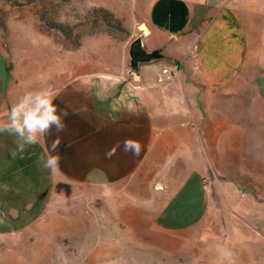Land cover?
Masks as SVG:
<instances>
[{
	"label": "rangeland",
	"instance_id": "1",
	"mask_svg": "<svg viewBox=\"0 0 264 264\" xmlns=\"http://www.w3.org/2000/svg\"><path fill=\"white\" fill-rule=\"evenodd\" d=\"M15 1L0 0V52L12 91L23 95L54 90L70 72L128 76L130 45L142 35L148 50L162 43L165 54L182 60V76L171 82L157 81L165 62L142 66L154 94L164 88L191 93L205 70L215 86L212 64L234 78L231 93L216 101L221 133L210 138L222 141L158 144L146 180L114 192L108 213L94 196L75 202L72 190L55 207L58 194L40 223L19 233L13 226L5 235L11 228L0 227V264H264V0H170L161 18L156 6L168 0ZM236 41L245 45L238 54L244 52L245 64L231 70ZM174 66L180 67L165 68ZM180 98L168 96L162 104L170 113L190 110ZM181 123L182 131L169 138L196 129L194 119ZM174 168L178 176L168 174ZM131 207L146 212L133 214Z\"/></svg>",
	"mask_w": 264,
	"mask_h": 264
},
{
	"label": "crops",
	"instance_id": "2",
	"mask_svg": "<svg viewBox=\"0 0 264 264\" xmlns=\"http://www.w3.org/2000/svg\"><path fill=\"white\" fill-rule=\"evenodd\" d=\"M170 4V0L165 4L159 2L155 10L156 16L159 18L164 16L163 11ZM172 12L168 11V15ZM158 46L162 48V43ZM234 46L232 54L236 53V56L232 66L229 67L231 70L233 67L240 69L245 64L244 52L242 56H238L239 51L245 50L244 43L240 44L236 41ZM174 59L177 62L176 66H180V74L176 77L178 79L182 76V60ZM7 61L5 54L0 52V121L7 120V114L12 106L23 97L21 89L12 91L10 84L13 81L6 73ZM4 68L5 71L1 72ZM208 68L209 75L214 76L213 82L216 81L215 86L210 87L211 82L209 76L204 75L208 74L205 70L203 72L205 77L197 80L200 84L199 88L195 87L191 93L182 89L178 94L171 88H164L158 95L154 94L153 88L145 86V77L141 69L139 77L132 76L131 79L129 72L128 76L122 72L119 75L97 73L79 77L70 72L66 80L60 76L56 80L58 85L53 90L57 93L53 103L57 105L58 114L61 116L62 129L51 127L39 143L27 146L23 153L18 151L14 136L7 134V140L0 141L2 143L0 145V227L7 224L11 228L4 230V235L11 233L13 226L19 227L14 231L19 233L30 224L40 223V218L47 208L58 200L57 195H60V199L55 201L57 204L54 206L61 207L64 205L61 196L70 190L74 192V201L94 196L99 199L97 202L104 205L108 213L110 200L117 191L125 193L127 190H133L136 182L146 180V176L150 173H146L149 169L147 164L151 163V157L154 158L158 144L179 141L187 146L197 145L206 139L207 143L222 141L210 138L213 132L221 133V125L215 114L218 110L215 108L218 109L217 102H221L223 95L231 93L230 86L234 77L231 78L229 73L222 74L220 67L215 64ZM233 72L238 74L237 70ZM212 91H217V94ZM168 96L181 97L179 104L188 105L190 110L168 112L162 104V100ZM186 96L191 97L190 104H187ZM206 111L212 113L207 118L210 124L204 123ZM192 119L195 120L196 129L185 127L186 131L182 133V138L179 140L169 138L171 135L174 137L175 131H182L179 127L181 121L183 123L180 125L183 126ZM225 136L227 140L231 139L235 142V136L228 135V132ZM57 139L59 144L55 150H52V142ZM128 139L140 142L139 155H135L131 150L127 152L124 150V141ZM3 144L6 148H3ZM113 148L115 152L109 156L108 153ZM47 150L50 155L59 157L56 171L46 169L42 165ZM12 151L18 152V162L12 156ZM194 152L199 158L200 151ZM29 158L34 160L32 166L26 163ZM172 173L179 175L175 168L168 172L169 175ZM181 177L183 173L179 178ZM80 192H82L81 198H74ZM173 200L174 198L171 203L167 202L168 208ZM142 211L146 212L133 207L130 210L137 215ZM117 217L119 218L118 214ZM22 224L24 226L20 227Z\"/></svg>",
	"mask_w": 264,
	"mask_h": 264
},
{
	"label": "clouds",
	"instance_id": "3",
	"mask_svg": "<svg viewBox=\"0 0 264 264\" xmlns=\"http://www.w3.org/2000/svg\"><path fill=\"white\" fill-rule=\"evenodd\" d=\"M57 93L51 88L36 92H27L12 106L7 114L6 121H0V133H8L15 137L17 148L23 153L27 146L35 145L55 126L62 129L61 116L58 114L57 105L53 103ZM59 139L52 142L51 149L55 150ZM140 142L132 139L124 141V150L133 151L135 155L140 153ZM115 152L113 148L108 155ZM15 158L16 152L12 153ZM59 157L50 155L47 150L46 158L42 165L46 169L58 170Z\"/></svg>",
	"mask_w": 264,
	"mask_h": 264
},
{
	"label": "water",
	"instance_id": "4",
	"mask_svg": "<svg viewBox=\"0 0 264 264\" xmlns=\"http://www.w3.org/2000/svg\"><path fill=\"white\" fill-rule=\"evenodd\" d=\"M143 35L138 37L131 45L129 49V74L138 78L140 75V69L142 66L165 62L170 65H177L174 58L164 53L162 48H157L152 51L148 50L143 41Z\"/></svg>",
	"mask_w": 264,
	"mask_h": 264
},
{
	"label": "built area",
	"instance_id": "5",
	"mask_svg": "<svg viewBox=\"0 0 264 264\" xmlns=\"http://www.w3.org/2000/svg\"><path fill=\"white\" fill-rule=\"evenodd\" d=\"M180 74L179 68H163L157 78L158 83L171 82ZM161 189V188H160Z\"/></svg>",
	"mask_w": 264,
	"mask_h": 264
},
{
	"label": "trees",
	"instance_id": "6",
	"mask_svg": "<svg viewBox=\"0 0 264 264\" xmlns=\"http://www.w3.org/2000/svg\"><path fill=\"white\" fill-rule=\"evenodd\" d=\"M10 1H14V2L17 3V1H15V0H10ZM34 1H36V0H28V1L24 2V3H31V2H34Z\"/></svg>",
	"mask_w": 264,
	"mask_h": 264
}]
</instances>
